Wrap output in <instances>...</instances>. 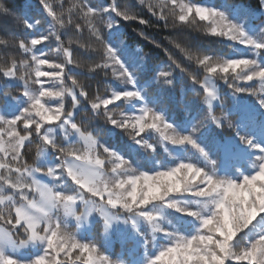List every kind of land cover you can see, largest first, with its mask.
Returning <instances> with one entry per match:
<instances>
[{
  "label": "snow or ice",
  "instance_id": "6c2138e0",
  "mask_svg": "<svg viewBox=\"0 0 264 264\" xmlns=\"http://www.w3.org/2000/svg\"><path fill=\"white\" fill-rule=\"evenodd\" d=\"M56 3H0V264H264V0H136L232 42L169 39L178 59L139 31L166 61L127 42L132 22L160 25L120 0ZM81 67L110 95L90 97Z\"/></svg>",
  "mask_w": 264,
  "mask_h": 264
},
{
  "label": "trees",
  "instance_id": "16d2710c",
  "mask_svg": "<svg viewBox=\"0 0 264 264\" xmlns=\"http://www.w3.org/2000/svg\"><path fill=\"white\" fill-rule=\"evenodd\" d=\"M33 4L37 3L38 0H32ZM54 7L59 8V5L56 3V0H52ZM93 3H96L97 0H92ZM102 2V0H101ZM195 3H201L203 0H193ZM231 2V0H230ZM0 3H4L8 7H15L17 10L20 9L21 5L24 3V0H0ZM120 3L122 6H129L132 8L133 11L139 13L141 16H143L145 19H151L153 23H159V27H146L144 25H139L136 22H132L133 27L137 29V31H133L131 27H126L124 31L127 33L126 35V40L127 42L133 46V47H138V48H143L145 52H149L151 50H155V52H158L160 55V60L166 61L167 57L164 55L162 49H155V46L153 44H150L148 41L144 40L142 37L138 35L139 31H144L147 35L151 36L154 38L156 41L160 42L164 47L169 48L173 55L176 56L178 59H182V54L179 52L178 49L174 48L171 44H169V39H175L177 41L185 42L190 44L193 49L200 50V51H211L216 54H222V55H228L230 51V47H227V43H225L224 39L221 42V38L217 37H210V36H205L203 33V27L204 24L203 22H198V27L197 26H192V27H184V26H177L176 28H164L163 27V22H157L155 17H151L150 13L147 12L146 8H141L137 3L136 0H120ZM68 0H65V6H67ZM5 25V21L0 18V27H3ZM8 31L14 30L11 25H8L7 28ZM18 32H22V29H15ZM4 35L3 32H0V36ZM65 40V44L67 46V40L68 37H62ZM76 36H73V39H76ZM86 38V34H85ZM46 44L49 42H45ZM52 46H55V41L54 39L51 41ZM42 45H38L37 47H41ZM72 47L76 49V45L73 44ZM83 50L79 49L78 51H74L73 58L76 60H79L82 64L83 63H90V62H85L83 55H80L79 53H82ZM9 55H18V53L15 50H12ZM8 56L4 55V46L0 45V64H3L5 59H8ZM50 61H62L63 56L58 55L57 53L51 52L49 53L48 56ZM72 67V65H70ZM192 68L195 69V65H192ZM67 70V68H66ZM75 71L82 73L78 78L81 80L83 84L86 86H90L87 88L89 91L90 97L94 98L96 95L104 96V95H110L111 87L108 85H105L102 83V81L105 79L103 76V73H100L99 75L96 76V78L93 79H86L85 77L89 75H95V74H89L87 71V67H81L79 69H75ZM107 79L111 80V76L107 77ZM255 83V82H252ZM221 90L224 92H229L226 87L220 86ZM178 91H179V86H178ZM14 95L19 94L18 91L13 92ZM83 101V97L80 98ZM188 101L192 100H199L200 97L193 96L191 93L188 94L187 98ZM113 107V106H109ZM219 114V110H217ZM88 114L86 113H79L75 117L76 122L79 124L83 119H87ZM97 123H102V121H92L90 125H86V128H95ZM225 135L230 134L225 130ZM100 139L105 138L103 134H100L99 136ZM127 139V137H125ZM155 139V136L154 138ZM35 151H36V145L33 144L32 148L29 151V155L27 157L29 163L32 162L34 156H35ZM101 231V226L97 224L91 231L90 235L93 237H96L97 239L99 238V233ZM120 248L119 245L116 246L115 251L119 252Z\"/></svg>",
  "mask_w": 264,
  "mask_h": 264
},
{
  "label": "rangeland",
  "instance_id": "374dc122",
  "mask_svg": "<svg viewBox=\"0 0 264 264\" xmlns=\"http://www.w3.org/2000/svg\"><path fill=\"white\" fill-rule=\"evenodd\" d=\"M224 41H225V43H227V44H231V43H232V42L228 41L227 39H224ZM43 46H44V45H42L41 47H43ZM237 47H242V46L237 45ZM54 53H55V52H54ZM231 53H232V48H230V51H229L228 55L231 54ZM43 67H44V70L52 71V69H48L46 65L43 66ZM68 67L71 68L70 65H69ZM65 71H67V70L65 69ZM41 79L44 80V81H48L49 78H47V77H42ZM67 83L70 85V84H71V81L69 80V81H67ZM45 86L47 87L48 85L46 84ZM219 86H223V82H222V81L219 82ZM37 87H38V86H37ZM224 87H226V86H224ZM229 94H230V93H229ZM49 102L55 104V101H49ZM119 103H123V102L121 101V102H119ZM105 139H106V137L103 138V139H101V141L103 142ZM101 151H102V150H101ZM72 231H75V229L73 228Z\"/></svg>",
  "mask_w": 264,
  "mask_h": 264
}]
</instances>
